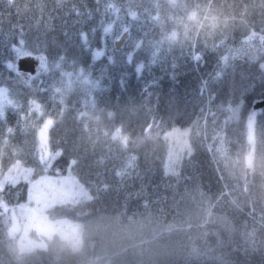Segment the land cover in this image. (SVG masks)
<instances>
[{
    "label": "trees",
    "instance_id": "trees-1",
    "mask_svg": "<svg viewBox=\"0 0 264 264\" xmlns=\"http://www.w3.org/2000/svg\"><path fill=\"white\" fill-rule=\"evenodd\" d=\"M251 34L264 35V0H0V88L10 103L0 108V176L16 162H41L40 133L50 124L48 146L60 152L50 173L75 162V175L98 192L84 213L64 205L54 219L140 208L161 231L155 242L145 236L134 245L138 264H264V109H253L264 99V49L247 52ZM19 52L42 59L37 75L14 71ZM231 53L246 63L224 65ZM204 121L237 162L236 181L202 137L189 140L179 172L165 175V135ZM128 156L137 169L121 184ZM193 191L209 204L187 199ZM27 193L26 184L0 191V264H99L97 240L80 250L55 240L22 257L3 206H19Z\"/></svg>",
    "mask_w": 264,
    "mask_h": 264
},
{
    "label": "rangeland",
    "instance_id": "rangeland-1",
    "mask_svg": "<svg viewBox=\"0 0 264 264\" xmlns=\"http://www.w3.org/2000/svg\"><path fill=\"white\" fill-rule=\"evenodd\" d=\"M246 45L247 52L253 53L257 49L261 52L264 49V35L251 34L246 40ZM22 56L23 53L19 52V57ZM238 58L240 56L237 53H231L223 57V64L234 63ZM197 59L198 56H195L194 61ZM260 69L264 79V58ZM14 71L19 74L16 66ZM206 91L209 99L208 89ZM9 105L8 94L0 88L1 111ZM231 114L234 118H238L239 112L237 110ZM205 121L187 130L174 129L165 135L168 145L165 175H175L179 172L182 157L190 153L189 140L194 138L200 142L202 137L217 167L220 169L223 166L227 179L234 182L239 178L240 168L227 152L228 147L220 133L206 131ZM254 123L253 119L249 123L250 140L254 137ZM50 128L51 125L47 124L40 133L42 147L40 163L26 167L16 162L0 176V191L7 185L26 184L28 186L27 199L24 203L13 208L3 206L12 219L11 233L16 240L20 255L25 258H35L37 253L48 250L55 240L69 242L75 250L83 247L88 249L89 242L97 240L101 245L96 248L94 256L96 263L101 264L105 254L107 264L121 259L128 260L130 264L132 261L133 264H138L139 254L135 251L134 254L131 253L134 245L142 244L145 236L151 237V243L155 242L159 238L158 231H161L159 228H152L156 218L144 214L142 209L136 208L113 217L97 213L95 217L81 221L73 218L54 219L50 215L53 210L64 205H70L84 213L94 197L98 195L96 190L85 185L75 175L73 172L75 162L71 163L65 174L50 173L55 160L60 156V152L53 153L48 146ZM124 164L125 168L119 173L117 179L121 184L136 171L137 158L128 156ZM187 199L195 202L196 206L205 207L204 204H209L207 197L195 191L191 192ZM194 209L198 208L194 206ZM199 210L209 211V209ZM193 215L195 217V213ZM174 226L178 224L175 223ZM169 227L170 225H164L163 230L170 233ZM152 253H155V250Z\"/></svg>",
    "mask_w": 264,
    "mask_h": 264
},
{
    "label": "water",
    "instance_id": "water-1",
    "mask_svg": "<svg viewBox=\"0 0 264 264\" xmlns=\"http://www.w3.org/2000/svg\"><path fill=\"white\" fill-rule=\"evenodd\" d=\"M128 38V33H125L123 37L116 42V48L117 50H121L123 45L125 44L126 40ZM246 63L243 59H238L235 63L237 67H241ZM42 60L40 58L36 57H23L18 60V69L19 71L25 73V74H36L38 68L41 66ZM254 111H259L264 109V99L261 101H258L254 104L253 107ZM251 171L250 169L247 170V181H250L251 178ZM93 245V243H92Z\"/></svg>",
    "mask_w": 264,
    "mask_h": 264
},
{
    "label": "snow or ice",
    "instance_id": "snow-or-ice-1",
    "mask_svg": "<svg viewBox=\"0 0 264 264\" xmlns=\"http://www.w3.org/2000/svg\"><path fill=\"white\" fill-rule=\"evenodd\" d=\"M13 2H14V0H9L10 4L13 3ZM77 14H79L78 11H77ZM81 35H82V42L86 44L87 43V34L86 33H82Z\"/></svg>",
    "mask_w": 264,
    "mask_h": 264
}]
</instances>
